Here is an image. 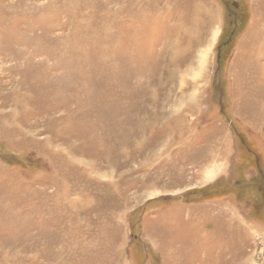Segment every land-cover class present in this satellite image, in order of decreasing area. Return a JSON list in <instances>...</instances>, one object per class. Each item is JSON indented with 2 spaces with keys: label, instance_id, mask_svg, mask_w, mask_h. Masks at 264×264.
<instances>
[{
  "label": "rangeland",
  "instance_id": "1",
  "mask_svg": "<svg viewBox=\"0 0 264 264\" xmlns=\"http://www.w3.org/2000/svg\"><path fill=\"white\" fill-rule=\"evenodd\" d=\"M0 264H264V0H0Z\"/></svg>",
  "mask_w": 264,
  "mask_h": 264
}]
</instances>
